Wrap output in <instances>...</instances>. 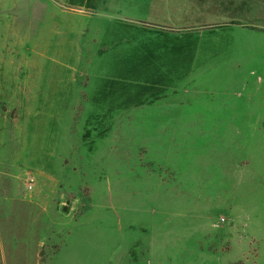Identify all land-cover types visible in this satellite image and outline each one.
Segmentation results:
<instances>
[{
  "label": "rangeland",
  "instance_id": "obj_1",
  "mask_svg": "<svg viewBox=\"0 0 264 264\" xmlns=\"http://www.w3.org/2000/svg\"><path fill=\"white\" fill-rule=\"evenodd\" d=\"M207 2L0 0L4 264H264V0ZM143 43L156 72L104 73Z\"/></svg>",
  "mask_w": 264,
  "mask_h": 264
},
{
  "label": "crops",
  "instance_id": "obj_2",
  "mask_svg": "<svg viewBox=\"0 0 264 264\" xmlns=\"http://www.w3.org/2000/svg\"><path fill=\"white\" fill-rule=\"evenodd\" d=\"M159 1V0H158ZM168 1H176L177 2V7L178 9H188L190 11L195 12L198 9H201V7L206 8L207 6H209V2H207L208 0H162V2H164L165 4L162 3L161 8H162V12L164 15V11L170 6V3H167ZM161 8L159 9V7L157 5H153L151 7H146L145 10L148 11V9L150 10H161ZM189 20H191L190 18H187ZM127 23V28L128 26H130V30L132 29V25L134 24V26H136V29L138 30L137 32L139 33V31H143V32H152V31H160V30H165L162 27H177L176 31L178 32V34H181V31H183L184 27H195V26H204V25H228L227 23L224 22H219V23H199V22H192V21H186V19H184V21H179V22H166L164 20H159V19H150V18H144V19H127L126 20ZM132 24V25H130ZM256 24V23H255ZM257 24L259 26H264V22H257ZM181 29V30H180ZM133 31V30H132ZM166 31V30H165ZM163 32V31H160ZM183 35L177 36V37H173L176 39H170L169 36H155L152 35V37L154 39H159V40H165V42L169 43L171 45L172 43V48L170 49V45L167 46V48L165 49V51L162 54V58H163V62H169L170 60L168 59H175V63L173 64L175 67H178L179 65V69H180V57H188L190 55H187L188 52L193 51L192 47L190 44H187V42H196L198 41V39L201 38V36H198L197 34H193V33H185L182 32ZM134 38L135 36L133 34H129L126 33V31H118L115 34V39L112 40L113 42H122V41H132L131 38ZM151 35H148L146 37H144L143 39H149ZM153 39V40H154ZM152 49H153V45H151ZM140 48V47H139ZM133 48H130L129 51V64L126 63V54H127V50L122 49V50H115L114 52H112L111 54L114 56V65L116 67V69L112 70V71H106L104 72L106 75L108 74H117V75H121V74H137V73H147V72H156L157 68H159V66L154 65L151 62V57L154 55L153 52H151L150 47L148 46L147 43H143V47L140 48V51L142 53H144V57H146L145 61L140 62L139 64H137L136 60L132 59V53H133ZM118 55H122V62H120V60L118 59ZM155 58L156 57H160L158 55H154ZM143 57V58H144ZM119 60V61H118ZM167 60V61H166ZM119 62V63H118ZM178 64V65H177ZM119 66V67H118ZM165 67V66H163ZM178 69V70H179ZM177 70V71H178ZM107 77V76H106ZM108 79V78H107ZM105 77L102 78L103 83L99 84V85H108V83H104L105 81ZM1 113V111H0ZM2 115V114H1ZM2 117H6L4 115H2ZM8 136V131H4L3 127H1L0 125V149L3 148V146L6 144L5 143V139H7ZM8 169L9 168H5L4 167V163L3 161H0V195L3 194V188H6L5 191V195L9 196L11 193V190L8 186V180L6 182V186L3 185L4 181H5V176L9 179V175H8ZM1 199V198H0Z\"/></svg>",
  "mask_w": 264,
  "mask_h": 264
},
{
  "label": "trees",
  "instance_id": "obj_3",
  "mask_svg": "<svg viewBox=\"0 0 264 264\" xmlns=\"http://www.w3.org/2000/svg\"><path fill=\"white\" fill-rule=\"evenodd\" d=\"M1 242V240H0ZM0 264H4L2 253H1V247H0Z\"/></svg>",
  "mask_w": 264,
  "mask_h": 264
}]
</instances>
